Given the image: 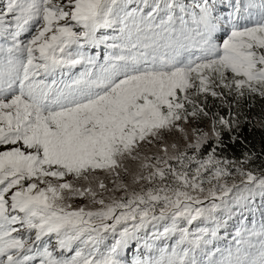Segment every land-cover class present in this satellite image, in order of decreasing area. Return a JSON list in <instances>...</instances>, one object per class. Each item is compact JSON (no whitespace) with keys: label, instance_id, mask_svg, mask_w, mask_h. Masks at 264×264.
<instances>
[{"label":"snow or ice","instance_id":"1","mask_svg":"<svg viewBox=\"0 0 264 264\" xmlns=\"http://www.w3.org/2000/svg\"><path fill=\"white\" fill-rule=\"evenodd\" d=\"M214 4L5 0L0 264H123V250L149 228V255L132 264H264V220L241 224L234 245L213 244L233 206L264 197V173L237 167L239 184L221 182L235 162L217 158V125L232 132L239 120L203 106L208 96L226 103V93L264 98V0H230L226 16ZM100 44L102 63L86 50ZM198 116L209 131H188ZM127 177L148 187L129 192ZM76 198L99 207H73ZM109 232L118 238L104 245Z\"/></svg>","mask_w":264,"mask_h":264},{"label":"trees","instance_id":"2","mask_svg":"<svg viewBox=\"0 0 264 264\" xmlns=\"http://www.w3.org/2000/svg\"><path fill=\"white\" fill-rule=\"evenodd\" d=\"M185 2L192 3L194 0H185ZM229 3L230 0H215L214 8L221 15L226 16L231 11L228 7ZM218 35H224V33L221 32ZM225 101L226 103L211 97L204 104L209 117H212L213 114H218L225 118L239 120L238 128H235L232 132L223 130L221 126L217 125V130L221 131L223 142L216 150L217 157L234 161L239 166L247 167L248 171L256 175L264 173V98L259 95L249 96L247 94L243 97H238L233 93L226 97ZM229 113H231V116H229ZM198 117L201 120L208 118ZM213 147H216L215 139L211 140L206 146L207 151L211 152ZM262 210H264V197L255 199L243 209L237 208L236 216L232 223L234 232L236 233L241 224L251 227L252 223L255 222L258 225L264 220ZM226 236L224 233L220 234L215 240V245L220 247L234 245L232 240H228Z\"/></svg>","mask_w":264,"mask_h":264},{"label":"rangeland","instance_id":"3","mask_svg":"<svg viewBox=\"0 0 264 264\" xmlns=\"http://www.w3.org/2000/svg\"><path fill=\"white\" fill-rule=\"evenodd\" d=\"M4 3H5V0H1L0 1V7H2ZM6 19L10 20L11 17H6ZM102 31H110V30H102ZM29 35H30L29 33H24L20 37V39L21 40H26L29 37ZM98 35H99V33H98ZM86 50L88 51V53L90 55H99L100 56V62L101 63L103 62V55L106 53V49L104 48L103 44H100V45H98L95 48L88 47ZM82 70H83V67L82 66H78L77 68L72 70V74L73 75L78 74ZM65 71H67V69H65ZM228 96L229 95H227V93H226L225 94V98L228 97ZM209 98H211V96H208L207 100ZM190 119L192 120V128L188 129L189 132H191L193 130V128H195L197 125L203 131H205V132L209 131V129L211 127V121H210L209 118H204L203 120L199 119V117L190 118ZM210 141L201 147L199 154H196L198 156V158L203 159V158H205L208 155V153H210V152L207 151V148H206V146L210 143ZM180 148H181V150H184V145L180 144ZM189 154L191 155V154H195V153H193L191 150H189ZM173 164H175L174 161H173ZM192 167H195V165H193ZM228 167H229V170L232 172V175L229 176V177H225L224 180H222L221 182L223 183V182L226 181L229 186L232 183L239 184L240 181H241V177H239V175L236 173V168L237 167H241V168H243V170L248 171L247 167L239 166L237 163H235L233 165H229ZM205 175L207 176V174H205ZM101 178H103V176H101ZM105 182L109 185V188L114 186L112 184L111 180H106ZM124 182L129 184V186H130L129 187V192H131L133 190L134 191H139L142 186L143 187H148V185H146L144 182H141L140 185L133 184L132 180H131V177L125 178ZM213 184H215V181H213ZM204 187L207 189L208 187H211V185L205 183ZM97 191H99V189H97ZM257 191H259V190H257ZM123 195H124L123 191H119V192H105L104 193V197L106 198V200L110 196L113 197V198H119L120 196H123ZM260 197L261 196L257 194L254 198H252L250 200V202L245 207L249 206V204L252 201H254L255 199H260ZM68 203H71L73 205V207H77V206L84 207V206H87L91 210H96L99 207L98 205H92L90 203L89 199H87V198H84V199L76 198L74 200H69ZM237 208H239V206H233L234 215L231 217V219H227V223L218 230L217 237H219L220 234L224 233L225 235H227L226 238L228 240H232V242L234 243L233 237L235 236V232H234V229L232 227V223H233V221L235 219ZM217 215L219 216V215H221V213H217ZM196 226L212 227L213 225L210 224L207 221H205V222L196 221V222H194L193 227H196ZM118 230H122V226H118ZM150 231H151V229L149 228L147 230H144V231L138 233L137 236L139 237V239H133V240H131L129 242V245L123 250V253H122L121 257H120V259L123 261V264H132L133 260L137 256L149 255L147 249H145L144 246H143V239L146 236L150 235ZM104 235H105L104 245H110L113 242L114 238H118V237H114L111 232L105 233ZM215 240L213 241L214 245H215V242H216ZM215 246H219V245H215Z\"/></svg>","mask_w":264,"mask_h":264}]
</instances>
